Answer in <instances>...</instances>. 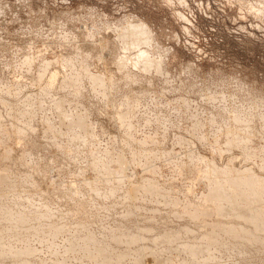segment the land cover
Segmentation results:
<instances>
[{
  "label": "rangeland",
  "instance_id": "1",
  "mask_svg": "<svg viewBox=\"0 0 264 264\" xmlns=\"http://www.w3.org/2000/svg\"><path fill=\"white\" fill-rule=\"evenodd\" d=\"M141 26L146 28L148 40L135 49L126 47L122 42V34L132 31L131 27ZM103 40L107 41L106 48L101 45ZM90 45L96 48L91 50ZM90 50H95L93 55ZM84 53L88 55L85 57L88 60H85L90 72L101 73L104 78L112 77L111 82H105L104 90H95L84 77L82 79L86 82L83 81L78 86L81 90L70 82L69 79L73 80L78 74L80 67L77 61L82 60L80 56H84ZM140 53L145 55L149 62L154 61L156 66L144 69L143 64H138L128 65L121 71L117 69L116 62L119 59L124 56L134 58ZM61 57L63 62L71 59L75 63L72 65L71 62L67 67L62 64L55 65L56 60ZM29 61L31 65H28ZM45 62L52 67L51 72L56 68L58 75L64 77H60V83L53 86V89H45L41 84L43 81L40 83L37 80ZM61 84L63 87H59ZM2 99L6 101L3 102ZM64 100L66 102L62 109L68 114L66 120L74 121L81 114L83 117L88 115L85 116V122L91 125L89 128L92 134H89L97 156H93L88 147L76 142L77 139L61 136L64 129L58 123V109L55 106ZM119 116L124 117L123 123L117 120ZM234 117L239 121H235ZM0 120L5 123L7 129L15 125L22 131L24 138L20 135L21 141L18 145L12 144L11 149L16 154L21 151V154H18L24 155L26 160L22 165L11 167L9 182L12 187H9L10 190L5 188L2 192L8 197L7 205L12 211L27 212L29 219L32 217L29 221L32 227L28 229L27 234L20 233L16 238L10 236L12 238L8 240L9 232L3 230L5 234L0 233V246L9 244L16 248V251L24 249L26 245L31 246L35 250V257L31 258L32 261L28 260L29 264H53L56 261L52 251L56 248L57 253L62 252V246L75 226L73 215H76V207L84 200L82 205L85 206L86 212L87 209L94 212L93 218L90 216L92 219L89 217V221L87 220L91 233L98 235L103 233L104 228L115 230L117 225L123 228V224L118 221L124 212L120 200L127 195V186L117 192L115 197L108 198L109 201L103 199L99 205L103 209L96 208L100 211L98 215H95L97 210L92 205H86L83 195L86 190H83L85 183L93 181V184L99 186L101 193L106 192L108 188L107 181L102 180L103 175H97L99 173L93 171L92 164L96 157L100 162L109 155L114 156L113 159L120 156L124 161H130V164L125 163L126 166H131L124 173L129 179L135 177L145 180L148 178V174L144 172L145 168H156L157 181L166 179V183H169L167 187L172 184L171 189L177 190L174 191L175 197L181 199V193L184 191L186 193L183 194L188 195L187 191L190 190L187 197H191V200L205 192L204 181L201 177L194 176L203 172L207 162H218L220 159L219 164L222 165L221 162L228 164L233 158V161H237L234 162L236 165L238 163V166L244 164L242 166L251 167L253 163V170L256 167L259 171L258 167L264 164V152L261 149L264 147V0H0ZM47 126H51L54 133H58L57 130L60 129L59 135L56 134L57 144L53 142L51 135H40V131L47 130ZM230 129L237 130L236 133L242 137L246 136V129L250 131L253 136L250 142H247V147L253 153L259 154L248 158L237 148L228 149L226 140L228 141L230 135L226 130L231 131ZM243 129L245 131H242ZM82 132L76 130L70 135L76 136ZM146 140L148 142L145 147H141L140 143ZM3 144L11 151L7 146L8 140ZM131 147L134 153L141 157L137 156L134 160ZM258 156H263V159ZM189 157H194L192 162ZM199 158L205 160L203 165L195 161ZM195 163L199 171L185 173V168H193ZM33 173H39L43 183L40 188L42 193L35 187L37 184L33 181ZM180 174L181 176H178ZM91 176H94V179ZM26 177L28 181L25 180ZM178 187L184 188L179 190ZM45 191L49 195L53 193L50 196L55 197L51 210H58L63 219V212L69 216L64 222L60 219V223H67L68 232L64 231L63 235L58 236L51 248H48L50 238L47 234L43 237L45 241L33 235V230L45 228L47 219H42L39 215L45 211L42 206L47 204L41 195L45 194ZM123 191L126 194L124 196ZM144 205V213L140 206L138 208L134 205L130 208L134 213V216L129 217L131 232L137 236L141 235L140 229L145 225L138 214L142 213L144 217L150 215V212L146 211L149 202H146L147 207ZM68 206L71 208H67ZM156 217L155 220H160L159 214ZM67 218L72 219L69 220L72 222ZM37 219L41 222L38 223ZM21 237L23 238L20 239ZM226 237L221 238L219 247L213 248L217 249L212 252L216 264H264V250L254 246L240 247L237 244L238 239ZM139 243L131 247L132 253H139L140 250L144 254L146 247H151V242ZM173 249V246L164 245L159 250L165 257H171L170 262H173L168 260V264H182L183 259L179 252H173ZM15 261L5 254L0 257V264H20ZM70 262L75 263L73 259ZM186 262L189 264L190 261Z\"/></svg>",
  "mask_w": 264,
  "mask_h": 264
},
{
  "label": "bare ground",
  "instance_id": "2",
  "mask_svg": "<svg viewBox=\"0 0 264 264\" xmlns=\"http://www.w3.org/2000/svg\"><path fill=\"white\" fill-rule=\"evenodd\" d=\"M131 29H133V30L127 31L126 33L122 34L123 35L122 36V42L125 44L126 47L130 46V47L135 49L139 44H142V42H144L145 40H148V33H146V28L144 26L131 27ZM105 30H107V29H105ZM149 30H150V28H149ZM102 42L103 43H101V45L104 48H106L107 47V44H106L107 41L104 42V40H103ZM101 45H100V47H101ZM84 46L87 48L86 45H84ZM90 46H92V45H90ZM93 48H96V47L92 46V48H89V49L92 50ZM83 50H85V49H83ZM91 50L89 52L93 55L92 52H94L95 50L92 52H91ZM82 53H83V51H82ZM84 54H82V55H84ZM87 56L88 55H86V54L82 57L80 56V58L82 60L77 61L78 65L80 67L78 74L76 75L77 77L75 76L73 80H72V78L69 79V77H68V79L71 80L70 82L73 83V85L77 88H78V86L81 85V83H83V81L86 82L85 80L87 79L90 81L92 88H94L95 90H97V89L104 90L103 88L105 86V82H111L113 79H112V77L111 78H104L101 73L93 74L92 72H90L89 66L86 63V60H88V59H86ZM59 58H58V60H56L55 65L62 64V66L63 65L69 66L71 62H72V65L75 63L71 59H68V60H66V62H63V57H61L62 60ZM154 60H156V59H154ZM30 63L31 62L29 61L28 65H31ZM116 63L118 64L117 69L119 71H121L123 68H126V66H128V65L137 66L138 64H143L144 69L150 68L152 66H156L154 61L149 62L147 60V57L141 53L134 58L133 57L127 58L126 56H124L121 59H119ZM53 67L55 68V66H53ZM55 69H53L54 72H51L52 67L50 66V64L46 63V62L43 63L42 70L37 75V78H38L37 80H39L40 83L43 81V83H41V84H43V86L46 87L45 89H47V88L50 89L53 86H55L56 84L60 83L59 81H60V77L62 75L59 76L58 75L59 71L57 72V70H55ZM82 77H84L85 80L82 79ZM63 78L64 77L62 76V79ZM40 83H38V85ZM62 85L63 84H61L59 87H61ZM40 88H42V86ZM78 89H80V88H78ZM78 89H77V91H78ZM105 89H106V87H105ZM7 95H8V93H7ZM4 98H5V96H4ZM9 98H12V97H9ZM2 101H3V99H2ZM5 101H3V102H5ZM65 102H66V100L58 103L55 106L56 109H58V111H57L58 123H60V126L63 127L62 129H64V131L61 132L60 129H58V130L56 129L58 131V133L57 132L54 133V130H52L51 126H47L48 127L47 130H45L43 132L40 131V135H43V134H45V135L48 134V136L51 135L53 142L55 144H57V142L55 141L57 139L56 134L59 135V132H61L62 137H68L69 139H74V140L77 139L76 142H79L80 145L83 147L84 146L88 147L90 153L93 156H97V154L95 153L96 151H95L94 142L91 141L92 140L91 135L89 134V133H91V130L89 128V126H91V125L88 124L87 122H85V119L88 115L87 116L84 115V117H83L81 114V116H78L77 119H75L74 121H72L71 119L66 120V117L68 114L62 109L63 104H65ZM27 110H29V109H27ZM16 112H18V111H16ZM30 112H32V111L30 110ZM28 113H29V111H28ZM23 114H25V113L23 112ZM127 117H128V115H127ZM123 118L124 117L119 116V118H117V120L118 121L121 120V122L123 123L124 122ZM18 119H19V117H18ZM31 119H33V118H31ZM234 119H235V121H239L237 117H234ZM2 122L3 121L0 120V192H2V190H4L5 188L8 189L9 187L10 188L12 187V186H10L11 182H9V179L11 178L10 177V174H11L10 171L12 172L11 167H13L14 165H19V164L22 165V163L24 164V162L26 161L25 156L20 155L21 154L20 150H18L15 147L16 150L20 151V152H18L20 154L17 153L18 154L17 155L16 153H13L12 149H11L12 144L16 143L15 145H18L19 141H21L20 138H22V137L20 135L23 136L22 131L20 129H18L19 127H17V126L15 127V125H14V127L7 129V126L5 127V125H4L5 123H2ZM41 122L43 123L42 120H41ZM208 124H209V122H208ZM28 125L29 124H27V126ZM34 125L31 128H33ZM44 125L42 126V130L44 128ZM45 128H46V126H45ZM240 128H242V127H240ZM240 128H239V132H240ZM194 129H195V127H194ZM215 129H217V128H215ZM30 130H33V129H30ZM76 130H78L80 132L83 131V132L79 133L76 136L74 134L70 135V133L72 131L75 132ZM230 130L231 131L226 130L228 135H230L228 141L226 140V142H227L226 145H227L228 149L229 148L231 149L232 147L237 148L243 153V155L244 154L247 155L248 158H249V156L256 157L259 154V153L256 154L257 152L253 153V151L249 150V148L247 147V142L250 140L251 136H253V134L250 133V131L248 132V130L246 129V131H247V133H245L246 136L244 135L245 137H242L239 133H236L237 130L236 131L233 129H230ZM242 131H245V130L243 129ZM33 132H36V130H33ZM24 133H26V132H24ZM240 133H242V132H240ZM23 138H24V136H23ZM5 140H6V142L8 140V145L7 144L6 145L9 146L11 151H8L5 148V146L3 144ZM202 140H203V138H202ZM65 142H67V141H65ZM147 142H148L147 140L144 141V143L141 142L140 143L141 147L142 146L145 147L144 145L147 144ZM137 143H139V142H137ZM127 144L130 145L128 142H127ZM217 147H219V146H217ZM15 148L13 150H15ZM93 148H94V150H93ZM64 149L66 150L67 147ZM138 149H140V148H138ZM142 149H144V148H142ZM142 149H141V151H142ZM261 149L264 152V147ZM127 150H129V149H127ZM130 151L133 153L132 158L134 160L137 156L141 157L137 153H134V150L132 147L130 148ZM231 151H234V150H231ZM62 152L64 154V150ZM122 152L124 153V151H122ZM231 153H230V155H231ZM237 153H238V151H237ZM237 153H235V154H237ZM230 155L228 154L229 157H232ZM239 156H242V155H239ZM113 157H110V155L106 156L102 160V162H100L99 158L97 159V157H96V161H94L92 164L94 166L93 171L99 173L97 175H100V173H101V175H103V178H104L102 180L107 181V183L105 182L106 184H108L107 185L108 188L106 189V192L101 193L102 191H101V189H99V186H97L96 184H93L92 183L93 181L92 182L88 181V183L84 182L85 184L83 185V190L84 189H86V190L84 191L83 195H85L86 205H88V204L92 205V207H94V209H96V208L103 209L102 206H99L102 203L101 201L103 199L104 200L106 199L109 201L108 198L115 197L117 195V192H119L124 186H127L126 193L128 196L123 191L122 196H124V194L126 196H124L123 199L120 200V205H121V208H123L124 214L122 213V216L120 217V220L118 221V223H120L121 225L123 224V228H121L122 226L119 227L117 225L115 230L113 228L111 230H109V229L107 230L104 228L103 233H100L98 235L91 233L89 231V227H87V225L89 224L88 223L89 217L90 216L92 217V215H93L92 214L93 211L87 209V212H86L85 206L82 205L85 200L83 201V199H82L83 203L81 202L82 204H79V206L76 207V212H74V214H76V215H73V213H72V215L74 216L73 220L75 219V221H74L75 226L73 225L74 228L72 230L69 229V230H71L70 235H69V239L67 237V240L66 241L64 240L65 244H63V246H62V252L57 253L56 248L52 251V254H54V257H56L54 259L56 261H54L53 264H71V262H70L71 259L74 260V262H75L74 264H168L170 262L171 257H165L163 254H161V251L159 250L164 245L173 246L175 248V249H173V252H176V251L179 252L181 259H183L182 264H188L186 261H188V262L190 261L189 264H216L214 261V256H213L214 254L212 252L214 250H217V249L215 248L213 250V248L219 247V243H221L220 242L221 238H224L225 236H227L226 238H230V239H235V240L238 239L237 244H239L240 247L242 246L244 248H247L248 246H251V247L254 246V247L259 248V250H262V251L264 250V175H263L264 172H263V174H261V172L264 171V164H261L258 167V169H259V171H258L256 169V167L253 170V167H252L253 163L251 164L250 162L249 163L251 164V167L250 166L249 167L242 166L244 164L238 166V163L236 165L235 163L237 161L236 162L233 161V158L231 160L229 159L230 162L228 164H223V162H221L222 165L219 164L221 161L220 159H218L219 160L218 162L216 161L218 164H216L215 160H214L215 163L214 162H207L205 164L206 167L203 170V172L201 174L198 172L197 174L198 175L200 174L199 176L195 173L196 176H194V177H201V180L204 181L203 186L205 185V188H206L204 190L205 192L203 194L201 193L202 196H200V197H198L196 194L197 197H194L195 200L193 201L194 198L191 200L190 199L191 197L189 199L187 197L190 194V190L187 191L188 195L183 194V193H186L184 191L182 193L180 192L181 195H183L182 199H181L180 197H175L174 191L176 189H174V191H173V189H171L172 188L171 183H170L171 187H167L169 185V183L168 184L166 183V179L161 180L160 182L157 181L156 180L157 179L156 168H153V167L145 168L144 172L148 174L147 175L148 178L147 179L145 178V180H143L141 178H140L141 180L139 178L135 179V177H133L132 179H129V176L127 178V176H125L124 173L127 171L129 166H131V165H129V166L127 165L128 166L127 167L125 165V163L130 164L131 162L129 161L130 162L129 163L126 160L124 161L120 156H117L115 159H113ZM146 157H147V154H146ZM238 157H236L235 159L237 160ZM262 157L263 156H261L259 158H262ZM220 158H221V156H220ZM189 159H191V162H192L194 157H189ZM199 159L195 160V161L198 164L200 162L203 165V161H205V160H202V159L199 160ZM224 159L227 160V158H224ZM255 159H257V158H255ZM212 160H213V158H212ZM242 160H244V159L242 158ZM184 165H185V163H184ZM35 166H37V165H35ZM35 166H33V167H35ZM177 166H178V164H177ZM184 167H182V169ZM187 167L188 168H185L186 169L185 173H187V172L188 173H194V171L197 172L196 170H198V166L196 167V163L194 164L193 168H192V166H187ZM37 168H38V166H37ZM175 168H177V167H175ZM39 169H41V168H39ZM179 170H181V169L179 168ZM255 170H257L258 172ZM159 173L161 174V172H159ZM38 174L39 173H35V174L33 173V176H34L33 181H35V183L37 184L36 186L35 185H33V186H35L36 189L42 193L40 188H41V184H43V183L40 180ZM195 174H193V175H195ZM178 176H181V174ZM161 179H164V178L161 177ZM182 179L184 181L186 179V176H185V179L181 178V180ZM25 180L28 181L27 177ZM170 181H172V180H170ZM189 181H190V179H189ZM86 182H87V180H86ZM29 183H30V181H29ZM20 185L22 186V184H20ZM174 185H175V183H174ZM103 186H104V183H103ZM192 186H194V185H192ZM192 186H191V188H192ZM30 187H32L31 184H30ZM184 187H182L180 189H183ZM10 188H9V190H10ZM26 188H28V187H26ZM46 188H45V190H46ZM22 189H24V188H22ZM178 189H179V187H178ZM29 190H32V189L29 188ZM202 190H203V188H202ZM26 191H28V190H26ZM103 191H105V188ZM34 192H35V190H34ZM13 193H15V192H13ZM61 193L62 192H60V194ZM51 194H53V193H50V195ZM19 195H20V193H19ZM21 195H22V193H21ZM41 195L43 196L44 201L46 200L47 204H45V206H42L43 210H45L44 213L39 214V215H41L40 217L42 219H45V220L47 219V220L44 223L45 228L33 230L36 234V235L35 234H33V235L35 237L42 238L43 241H45V238H43V237L48 235V237L50 238V241L48 243L49 244L48 248H51L54 245V240L57 239L58 236L63 235L64 231L68 232L67 223H60V221H61L60 219H63L62 213H59V211L58 210L56 211V209L51 210V205L54 202L55 197L53 196L54 197V199H53V197L50 196L49 194H47L46 191H45V194L43 193ZM13 196H15V195H13ZM28 196H29V194H28ZM28 196H26V197H28ZM41 198L42 197H40V199ZM7 199H8V197H6V195H4V193L2 192L0 194V218H1L0 219L1 220V223H0L1 224V227H0L1 232L0 233L5 234L4 233L5 231L3 232V230H6L7 232H9L7 234L8 235L7 238L9 240L12 237L16 238V236L20 233L27 234L29 232L28 229L32 227V225H29L30 224L29 221L32 217L30 216L31 218L29 219V216H27L28 214L26 215L27 212L24 213L22 211H17V212L14 210L12 211L9 208L10 206L8 207V205H7ZM43 199H42V201H43ZM60 199H62V198H60ZM71 199H73V198H71ZM71 199H69V200H71ZM80 201H81V199H79V202ZM48 202L50 204H48ZM110 202H111V199H110ZM146 202L147 203L149 202V205H148L149 209L147 208L146 211H149L150 215L144 217L142 213L141 214L139 213L140 215L138 214V216L142 217L143 220H141V219L140 220L142 223H145V225L144 226L142 225L143 226V227H141L142 229L138 228L142 231H140L141 235L137 236L136 234H133V231L131 232V230H132L131 226L132 225L129 222V217L134 216V215H132L134 213H132L133 211H131L130 208L132 206L134 207V205H135V207L139 208V206H140V208L143 209L144 208L143 204H145L144 206L147 207ZM111 203H109V204H111ZM67 204H69V203H67ZM77 204H78V202H77ZM139 204H141V205H139ZM60 205H63V204H60ZM64 205H65V202H64ZM75 205H76V203H75ZM69 206L67 208H69ZM65 207H66V205H65ZM99 209H96L97 211L94 210L95 215H98L97 213L100 212ZM16 210H18V209H16ZM134 210H136V209H134ZM66 211H67V209H66ZM143 213H144V209H143ZM63 214H65V218L69 217L66 215V213L63 212ZM158 214H159L160 220L157 221L155 219L157 218L156 216H158ZM40 217H36V218H40ZM41 218H40V220H41ZM76 218L78 219L77 221H76ZM103 218H105V217H103ZM64 219H63V222H64ZM67 220L69 221L72 219L67 218ZM37 221H38V223L41 222L38 219H37ZM42 222H44V221H42ZM69 222H72V221H69ZM136 223H137V221H136ZM34 224H36V223H34ZM40 226H43V225H40ZM162 228H164V230H162ZM21 230H23V231H21ZM99 231L101 232V230H99ZM138 232H139V230H138ZM3 234H2V236H4ZM33 235H31V239L33 238L32 237ZM10 236H12V237H10ZM28 237H26V239ZM22 238L23 237H21L20 239H22ZM0 240L2 241L1 238H0ZM47 240H48V238H47ZM20 241H22V240H20ZM27 241L30 242L29 240H27ZM139 241L140 242L144 241V242H149V243L151 242V245H150L151 247H146L147 249L144 250V251H146V252H144V254L142 253V251L140 252V250H139V253L138 252L132 253V251L130 250V249H132L131 247H133L134 245L139 243ZM23 243H25V242H23ZM1 244H3V242ZM222 244L225 245V243H222ZM139 245H140V243H139ZM145 245L147 246V244H145ZM143 246L141 248H143ZM23 248L24 249H20V250L16 251L17 249L14 248L13 246L9 245V244L8 245H6V244L2 245V246H0V257L5 254L9 258H11L12 260H14V261L17 260V263L20 262V264H29L30 261H28V260L35 257L34 256L35 250L33 248H31V246H29V245H26V247L24 246ZM244 248H242V249L244 250ZM243 250H239V252L243 251ZM252 251L255 252V250H252ZM216 252H218V251H216ZM244 252H248V251H244ZM260 252L261 251H259V253ZM218 253H220V252H218ZM185 259H187V260H185ZM168 260H169V262H168ZM31 261H32V259H31ZM172 262H170V263H172ZM47 264H49V263H47Z\"/></svg>",
  "mask_w": 264,
  "mask_h": 264
}]
</instances>
